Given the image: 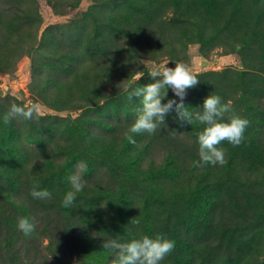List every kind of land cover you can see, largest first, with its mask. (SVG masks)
<instances>
[{
    "label": "rangeland",
    "instance_id": "1",
    "mask_svg": "<svg viewBox=\"0 0 264 264\" xmlns=\"http://www.w3.org/2000/svg\"><path fill=\"white\" fill-rule=\"evenodd\" d=\"M259 14L264 0H0V264H112L103 240L157 234L175 241L161 264H264ZM166 63L200 80L184 99L194 115L218 95L225 122L249 121L240 146L220 145L224 165L193 166L204 125L175 113L127 139L141 103L125 89ZM13 103L40 119L5 124ZM78 163L86 186L65 208ZM34 185L51 199H33Z\"/></svg>",
    "mask_w": 264,
    "mask_h": 264
},
{
    "label": "clouds",
    "instance_id": "2",
    "mask_svg": "<svg viewBox=\"0 0 264 264\" xmlns=\"http://www.w3.org/2000/svg\"><path fill=\"white\" fill-rule=\"evenodd\" d=\"M168 63L154 67L150 73L152 83L143 86L125 89L128 99L139 98L141 107L137 110L135 121L129 126L125 133L131 143H135L134 134H154L161 125L165 124L166 116L175 113L181 126L193 125L199 122L204 125L201 131L196 133L198 143L199 159L193 162V166L224 165L226 150L220 145L224 142L234 147L240 146L245 139L244 133L249 126V121L240 116H231L226 122L224 116L231 111L230 102L222 103L218 95H209L204 99L202 111L195 115L185 107L184 99L187 90L196 87L200 80L191 69L183 63H175V67H168ZM171 89L177 99H167V90ZM25 121L39 120L40 108L33 104L21 106L11 104L5 113L3 120L5 124L15 119ZM77 173L69 176L70 190L66 192L61 201L62 207L71 208L76 200L77 194L86 186L78 174L84 167L82 163L77 164ZM39 185H34L30 195L33 199H51V193L47 189L38 190ZM132 222L139 225L140 221L132 219ZM17 228L25 236H30L35 231V223L28 217H21L18 220ZM102 248L113 253L112 264H161L175 248V241L157 234L154 238L143 236L140 239H133L126 243L117 240H103Z\"/></svg>",
    "mask_w": 264,
    "mask_h": 264
},
{
    "label": "trees",
    "instance_id": "3",
    "mask_svg": "<svg viewBox=\"0 0 264 264\" xmlns=\"http://www.w3.org/2000/svg\"><path fill=\"white\" fill-rule=\"evenodd\" d=\"M176 11H177V14H179V9H176ZM183 12H186V11H183ZM188 14L190 15V13H189V11H188ZM263 18H264V15L263 14H259L258 15V19L259 20H263ZM259 20L257 21V22H259ZM261 22V21H260ZM106 197H110V195L109 196H106ZM112 198V197H111Z\"/></svg>",
    "mask_w": 264,
    "mask_h": 264
}]
</instances>
